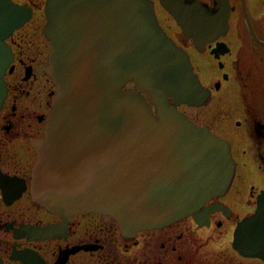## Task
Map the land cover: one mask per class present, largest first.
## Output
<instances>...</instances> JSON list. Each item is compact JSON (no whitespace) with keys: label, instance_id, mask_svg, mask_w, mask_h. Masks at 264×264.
Listing matches in <instances>:
<instances>
[{"label":"water","instance_id":"1","mask_svg":"<svg viewBox=\"0 0 264 264\" xmlns=\"http://www.w3.org/2000/svg\"><path fill=\"white\" fill-rule=\"evenodd\" d=\"M158 2L196 49L227 27L222 1L214 15L197 1ZM31 12L0 0V109L13 61L6 39ZM44 14L50 46L45 70L55 90L43 137L31 140L33 201L64 222L77 214L110 216L129 238L193 213L203 225L218 208L199 210L224 195L235 162L226 140L178 112L181 104H205L210 90L159 26L153 1L45 0ZM62 227L23 228L14 237L50 240ZM234 236L236 246L241 242L248 255L264 259V192ZM11 259L43 261L29 250L13 251Z\"/></svg>","mask_w":264,"mask_h":264},{"label":"flooded vegetation","instance_id":"2","mask_svg":"<svg viewBox=\"0 0 264 264\" xmlns=\"http://www.w3.org/2000/svg\"><path fill=\"white\" fill-rule=\"evenodd\" d=\"M11 1L29 6L32 12L28 21L6 39L13 61L3 78L6 96L0 109V232L9 234L10 244L4 247L0 241L2 264H22L12 260L11 254L25 250L36 253L43 260L40 264H264L263 258L248 255L241 242L236 246L234 236L238 223L254 213L257 196L264 192V118L255 116L249 103L242 102L241 120L234 122L243 129L240 137L225 135L224 138L235 161L233 180L223 196L213 197L199 210L202 213L208 207L218 208L208 215L203 225L195 221L193 213L162 229L140 231L129 238L121 234L117 222L109 216L77 214L64 222L33 201L30 186L36 151L31 140L43 137L54 94V84L45 70L50 51L43 35L45 0ZM152 1L165 35L186 52L198 77L213 81L212 86L210 83L204 86L210 90L209 100L228 89L247 98L264 95V0H184L185 3L199 2L213 15L221 10V1L227 8L225 31L200 50L194 47L191 38H184L174 19L158 2V7L176 26L180 39L172 35L168 24L166 27L161 24V11L157 13L159 8ZM40 7L41 20L38 18ZM43 45L47 51H39L38 47ZM186 107L189 106H178V112L186 115L183 111ZM199 126H207L214 133L209 125ZM240 138L251 142L249 150L243 151L245 158L241 162L236 159L232 145V140ZM14 141L21 142L13 144ZM256 182L263 185L257 187ZM59 224L63 227L50 240H30L27 238L30 234L14 237L21 235L23 228ZM87 225L91 231L81 233V227ZM45 242L57 244L49 258L35 247ZM141 242V251L124 253ZM120 246L125 249L120 252L121 256Z\"/></svg>","mask_w":264,"mask_h":264},{"label":"rangeland","instance_id":"3","mask_svg":"<svg viewBox=\"0 0 264 264\" xmlns=\"http://www.w3.org/2000/svg\"><path fill=\"white\" fill-rule=\"evenodd\" d=\"M42 1V0H40ZM156 2V7H158V1L155 0ZM159 8V7H158ZM39 15L38 18L39 20L42 19V8H39ZM160 9V8H159ZM157 11V13L159 11H161V15H160V20H161V24L164 25L166 27V25L168 24L170 26V32L172 33V35L175 37H177L178 39H180V33L177 32V28L176 26L173 24V22L171 20H169L166 17V14L164 12H162V10L160 9ZM40 39V37H39ZM26 45L23 47L25 48ZM39 51L45 50L47 51L48 48H45L44 45L41 47H38ZM37 49V50H38ZM188 56V55H187ZM189 58V57H188ZM261 66V65H259ZM262 67V66H261ZM9 68V67H8ZM7 68V69H8ZM198 79L200 80L201 84L203 86H206V83H210L212 86V80H204V78L198 77ZM216 96L213 97L212 99H208L207 102L199 107H186L184 108V113H186V115L188 116L189 119H191L195 124L197 125H209L210 129L215 133H212L214 136L220 138V139H224L225 135L226 137H230L233 136L236 138V136L239 138L240 134L242 133V127H236L234 122L236 120H241V106H242V102L246 103L248 105L253 106V112L255 116H260L262 118H264V95H253V96H249L247 98V96L245 97L243 94H238L237 92H232L228 89V91H224L223 93H217L215 94ZM50 112V106H49V111ZM225 113L228 114V118H226ZM224 118H226L227 120H224ZM223 120V121H222ZM42 127V126H41ZM223 133V134H220ZM247 139V138H246ZM243 140L242 138L240 139H236V141L232 140V145L234 148V154L237 157L236 159L239 160L241 162L242 159H244L245 157H243V151L244 150H249V146H251V142L250 140ZM225 140V139H224ZM21 141H14L13 144H19ZM27 146V145H26ZM251 149V147H250ZM232 155V154H231ZM233 158V157H232ZM237 173L239 174V172L237 171ZM257 187H260L261 185H263L261 182H256ZM247 211H249V209H246ZM37 217H39L37 215ZM81 233H84V231L89 230L91 231V226H86L85 228L82 226L81 227ZM7 239V241H6ZM0 241L2 246L5 247V244H7L9 246L10 244V236L9 234H4L3 232H0ZM142 241V240H140ZM57 244L54 242H45V243H38L35 247L37 250H39L43 255H45L46 257H50L53 253V251H55ZM143 246H142V242L140 243V245L132 247V249L128 252H124L125 254L130 253L132 251L135 250H142ZM8 249H10V247H8ZM125 249L123 246H120V248L118 249V253L121 256L120 252H123ZM5 253H8L5 252ZM78 257V256H77ZM90 264V263H88Z\"/></svg>","mask_w":264,"mask_h":264}]
</instances>
